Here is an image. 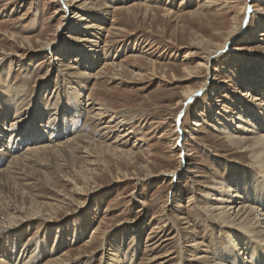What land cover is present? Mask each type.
Here are the masks:
<instances>
[{
	"label": "rangeland",
	"instance_id": "1",
	"mask_svg": "<svg viewBox=\"0 0 264 264\" xmlns=\"http://www.w3.org/2000/svg\"><path fill=\"white\" fill-rule=\"evenodd\" d=\"M64 2L67 11L63 0H0V97H13L22 123L34 101L47 110L21 148L74 135L94 143L35 164L47 186L33 194L52 218L10 239L26 231L21 243L68 254V264H104L110 245L122 264H199L201 251L186 246L193 239L214 256L238 230L205 212L210 188L260 178L220 127H232L246 92L264 98V0ZM92 49L88 65L80 52ZM188 90L198 91L194 101ZM74 97L89 106L66 117ZM10 119L9 131L22 124ZM31 248L27 257L38 252Z\"/></svg>",
	"mask_w": 264,
	"mask_h": 264
},
{
	"label": "bare ground",
	"instance_id": "2",
	"mask_svg": "<svg viewBox=\"0 0 264 264\" xmlns=\"http://www.w3.org/2000/svg\"><path fill=\"white\" fill-rule=\"evenodd\" d=\"M64 1L67 11L69 5ZM76 9H81V7L78 6ZM244 9L248 13L250 8L246 5ZM262 13L261 16H264V9H262ZM88 26L92 27L93 25ZM239 32H241V29ZM49 46V43L44 45L45 49H48ZM91 46L86 47L85 45L86 48ZM80 53L84 56H82V59L85 58V63L88 65L91 64V59L97 57L95 54H98L94 49ZM78 75L84 78L89 73L82 69ZM197 92L194 90L186 91L184 94L185 101H194L197 98ZM243 97H245L244 106L235 113L234 123L231 118L228 119L230 125L233 123L232 127L221 126L220 129L225 135L227 143L240 149L241 152L245 151L250 154L252 164L256 165L255 168L258 169L260 178L257 176L254 179L245 177L240 180L239 184L234 182L233 179L219 180L220 182L215 185L216 187L210 188L211 193L206 195L210 198L207 200L208 204L205 212L214 220L221 221L220 223L224 227H233L238 232L233 230V241L226 248L215 252L214 256H207V250L200 249L202 245L197 242V239L191 240L190 244L186 246H197L194 251L198 253L201 251L199 256L194 258L199 264H264V98L254 97L248 92ZM15 102L13 97L8 99L0 97V264H19L21 258L23 259L21 264H35L36 260L42 258L44 254L51 255L46 257L42 264H68V254L63 253L65 256L62 254L61 256L53 257V251L49 250L48 247L35 246L34 243H21L20 237L26 231L19 234L16 239L10 238L15 235L17 229L22 228L26 224H32L35 219L46 216L42 220L47 223L52 218V212L44 209L36 200L35 194H33V190L39 187L38 185L47 186L45 174L37 169L35 164L38 162V164L48 165L49 162L56 161L61 155L62 158L65 157L63 154L73 155L81 149H88V146H92L94 143L85 136L74 135L64 141H59V139L53 143L50 142L51 137H49L46 143L32 142L31 144L29 142L30 145L28 144L27 147L21 148L22 144L27 141L26 138L30 140V133L32 134L33 131L39 130V126L42 128L39 118L41 115L44 117L47 110L45 111L41 108V105H43L41 99L34 101L33 112L30 113L28 118H31L30 123L27 124V120L22 123L21 120L18 121L21 115H17L19 113ZM85 105V102L76 100V97H74L73 104L70 103V108H73V110L72 112L66 111V117L70 116V114H78L80 112L79 109L82 108L84 110L85 107L89 106ZM12 116H15L13 118L15 123L21 122L22 124L9 131L7 122ZM249 117H252L251 123V118L249 119ZM13 119H10V121H14ZM58 122L65 127V135H69V132H71L70 126L67 128L65 122V124L61 120H58ZM243 123H247V127ZM200 125L198 123L195 124V126ZM19 126L23 127V130H19ZM178 129L181 130V127ZM17 130L24 133L27 137L19 136L20 133L17 134ZM106 148L108 151L115 153V155L119 152L123 154L121 150L118 152L119 149L116 147L108 145ZM127 153L132 154L133 152ZM189 155L185 154L186 157ZM6 157L9 159L5 162ZM153 244H155L154 241H152L151 246ZM31 247L33 249L38 248V252L35 256L31 252L27 257L25 252ZM110 248V256L104 261V264H122L120 263V259H122L121 250L111 245ZM156 259V256H154L151 260L154 262ZM158 264H164L163 260H160Z\"/></svg>",
	"mask_w": 264,
	"mask_h": 264
}]
</instances>
